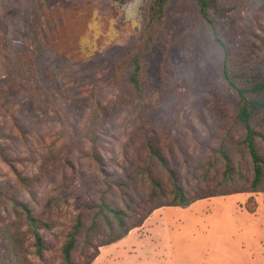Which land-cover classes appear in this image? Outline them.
Masks as SVG:
<instances>
[{"label": "rangeland", "instance_id": "374dc122", "mask_svg": "<svg viewBox=\"0 0 264 264\" xmlns=\"http://www.w3.org/2000/svg\"><path fill=\"white\" fill-rule=\"evenodd\" d=\"M226 3L236 5L233 17L214 25L194 6H174L166 39L172 44L166 50L156 44L145 58L147 85L138 92L113 76L115 63L142 35L147 0H0V34L10 53L38 46L39 81L50 92L39 104L12 83L0 58V149L14 160L0 158V185L14 184L18 173L38 180L21 196L45 223L44 259L35 255L32 236L25 243L32 264H62L61 247L75 216L103 188L88 157L86 131L94 118L104 168L118 182L130 183L147 138L183 174L205 162L237 112L225 67L264 69V2ZM71 145V167L44 169ZM180 148L190 156L189 166ZM133 194L138 211L153 206L146 207L140 190ZM1 215L6 225L15 224L10 211ZM81 252L78 245L80 262ZM0 264H7L1 236ZM92 264H264V192L155 210L126 238L100 248Z\"/></svg>", "mask_w": 264, "mask_h": 264}, {"label": "trees", "instance_id": "16d2710c", "mask_svg": "<svg viewBox=\"0 0 264 264\" xmlns=\"http://www.w3.org/2000/svg\"><path fill=\"white\" fill-rule=\"evenodd\" d=\"M226 0H147L144 27L140 39L115 63V82L127 84L141 92L147 85L145 58L159 44L167 49V23L170 13L178 3L187 9L196 7L202 20L214 25L215 20L231 19L235 4ZM264 2V0H258ZM174 41V39L172 40ZM7 39L0 34V58H2L12 83L29 95L37 97L39 104L46 103L50 92L39 81L37 63L38 46L27 47L13 56ZM228 89L235 94L237 112L223 129L217 145L209 150L205 162L193 171L181 173L152 139H146L145 155L134 169L130 183L111 178L104 168L100 154L101 137L97 125L87 129L90 143L88 157L102 174L103 188L95 203L78 213L64 237L61 247L62 264H92L99 256L100 248L115 244L143 225L150 214L164 207L188 208L197 201L211 197L230 196L245 192H264V69L234 71L224 69ZM72 146V145H71ZM70 150H61L44 165L71 167ZM184 163L189 166L190 156L180 148ZM0 158L11 164L14 160L5 149H0ZM38 182L36 177L21 173L12 185H0V236L5 248L7 264H32L26 254L25 243L33 237L35 255L44 259L47 250L41 234L44 224L31 207L22 199ZM194 183V185H192ZM140 190L146 197L148 211H138L133 193ZM115 191L118 198L115 199ZM249 212L254 207L246 206ZM11 212L14 225H6L1 212ZM26 227V230L22 227ZM104 235V238L99 237ZM81 246L83 261L75 257Z\"/></svg>", "mask_w": 264, "mask_h": 264}]
</instances>
